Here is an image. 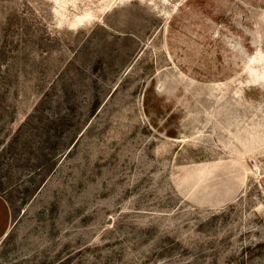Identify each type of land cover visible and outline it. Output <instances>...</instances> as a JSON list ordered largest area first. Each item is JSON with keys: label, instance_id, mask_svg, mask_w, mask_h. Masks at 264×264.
Instances as JSON below:
<instances>
[{"label": "rangeland", "instance_id": "374dc122", "mask_svg": "<svg viewBox=\"0 0 264 264\" xmlns=\"http://www.w3.org/2000/svg\"><path fill=\"white\" fill-rule=\"evenodd\" d=\"M0 264H264V0H0Z\"/></svg>", "mask_w": 264, "mask_h": 264}, {"label": "crops", "instance_id": "0c3cea01", "mask_svg": "<svg viewBox=\"0 0 264 264\" xmlns=\"http://www.w3.org/2000/svg\"><path fill=\"white\" fill-rule=\"evenodd\" d=\"M11 217L10 208L4 197L0 195V241L7 235L9 231Z\"/></svg>", "mask_w": 264, "mask_h": 264}]
</instances>
